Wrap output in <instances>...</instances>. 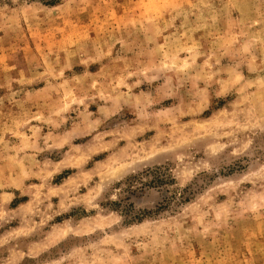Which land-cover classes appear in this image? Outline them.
<instances>
[{"label":"rangeland","instance_id":"1","mask_svg":"<svg viewBox=\"0 0 264 264\" xmlns=\"http://www.w3.org/2000/svg\"><path fill=\"white\" fill-rule=\"evenodd\" d=\"M0 0V264H264V0Z\"/></svg>","mask_w":264,"mask_h":264},{"label":"trees","instance_id":"2","mask_svg":"<svg viewBox=\"0 0 264 264\" xmlns=\"http://www.w3.org/2000/svg\"><path fill=\"white\" fill-rule=\"evenodd\" d=\"M60 2V0H50L49 2H47V4H50V5H56Z\"/></svg>","mask_w":264,"mask_h":264}]
</instances>
